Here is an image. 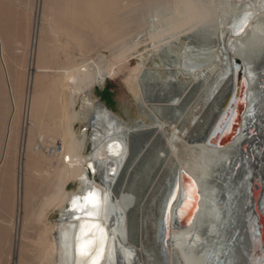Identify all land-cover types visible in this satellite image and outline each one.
<instances>
[{
    "label": "bare ground",
    "instance_id": "obj_1",
    "mask_svg": "<svg viewBox=\"0 0 264 264\" xmlns=\"http://www.w3.org/2000/svg\"><path fill=\"white\" fill-rule=\"evenodd\" d=\"M227 1L172 0L165 4L155 3L151 21L147 23L145 41H137L133 46H121L107 63L95 60L75 65L70 62L72 65L57 72L59 104L48 114L49 121L36 113L40 110L37 108L42 100H39L38 95L32 97L31 110L28 109L30 125L25 157L30 158L33 153L39 152L41 147L34 145V138L37 136V140H44L46 133L50 144L47 152L49 155L45 158L48 166L41 172L39 161L34 166L39 175L44 172L53 180V189L45 196L35 216L37 220L45 221L49 211L59 212V219L55 223H44L43 229L39 231L35 241L38 264H78L81 261L82 258L76 254V235L81 221L71 217V199L85 194L91 188H95L101 195L103 205L99 222L108 231L101 264H154L157 255L159 264H165L166 259L168 264H204L213 246L225 240V234L219 233L221 224L228 230L230 226L241 225V222L248 232V242L246 240L242 247L245 255L239 256L240 262L236 263L232 250L227 261L230 264L263 262L264 146L261 144L264 142V134L259 137L262 140L260 145L254 143V140L258 136L256 130L264 133V0H238L241 4L226 16L224 3ZM245 13H250L247 27L240 35H235L234 26ZM56 26L52 25V32L59 36L61 28ZM60 33L67 34L62 31ZM209 35L215 37L211 46L186 42L195 36L205 39ZM146 41L151 43L153 55H159L165 46L183 42L188 56L183 60L180 58L178 66L180 64L181 68L178 72H170V77L175 80L178 75L184 74L191 77L192 82L178 85L181 87L180 95L163 99L170 103L180 102L193 84L198 85L196 99L202 106L198 114L187 115L182 121L181 117L186 114L184 110L173 108L170 113L171 109L166 110L168 116H165L164 121L152 118L155 111L148 104L142 88L149 61L144 53L139 55L141 61L129 71L125 83L140 113L150 117L151 122L147 124L143 120H136L129 124L107 106L106 109L100 106L93 91L97 87H104L108 81L115 80L122 70L128 69L130 53L136 51L139 54V46ZM221 50H224L222 57L219 56ZM249 51L257 54L260 60L257 75L245 55ZM69 58L67 56L66 59ZM235 58L241 59L245 70L246 78L243 76V79L246 92L239 129L230 140L227 134L233 132V121L240 110L236 103L239 68ZM0 60L6 67L1 39ZM35 69L37 72L44 71L40 67ZM212 73L217 74L214 80L209 78ZM6 76L12 114L0 157V182L11 169L12 160L10 158L9 163L7 158L17 112L14 85ZM206 85L208 88L205 90ZM251 87H254L253 90ZM191 94L189 97L193 100L197 95ZM77 102L82 104L79 111L76 109ZM79 124L84 125L85 130L80 129L78 133L76 127ZM158 131H161L163 138L158 137ZM242 131L245 140L240 144L243 140L240 135ZM145 133L149 137L137 144L139 152L135 154L131 148L133 136ZM223 136H226L225 140L220 141ZM251 142L253 147L248 150ZM88 143L93 146L90 153L86 151L90 145ZM243 162L248 170L241 179L240 174L235 177L236 171L233 168ZM135 164L137 167L133 169ZM144 165L148 171L146 169L147 173L140 176L143 179L137 192L135 180L139 175H136L139 167ZM21 167L24 170L26 162L23 161ZM81 177L86 179L82 180ZM192 181L195 182L198 196L188 202L187 193ZM71 184L76 188L69 190ZM173 194L176 197L174 201L171 200ZM133 203L137 204L134 219L130 213ZM169 204L170 213L167 209ZM251 204L256 210V216L249 207ZM231 212H234L232 216ZM239 216L242 220L237 221ZM257 217L262 225V237L259 235Z\"/></svg>",
    "mask_w": 264,
    "mask_h": 264
},
{
    "label": "rangeland",
    "instance_id": "obj_2",
    "mask_svg": "<svg viewBox=\"0 0 264 264\" xmlns=\"http://www.w3.org/2000/svg\"><path fill=\"white\" fill-rule=\"evenodd\" d=\"M169 1L172 0H0V39L6 63V67H4L0 60V157L5 146L6 131L12 114L6 75L14 85L17 104L14 136L7 158L9 163L10 158L12 160L11 169L4 180L0 182V264H38L35 241L39 231L43 229L44 223L53 224L59 219V212L56 210L49 211L45 221H39L35 216L45 196L52 191L53 180L49 179L44 172L39 175L34 166L39 161L40 172L48 166L45 158L46 155H49L47 152L50 150V144L46 133L44 140H37V136L34 138V145L41 147L39 152L33 153L30 158L25 157L32 97L38 95L39 100H42V102L39 101L41 104L37 108L40 110L36 113L49 121L48 114L59 104L60 89L56 84L59 77L57 72L72 64L91 63L95 60L107 63L118 53L121 46H133L137 41H145L147 23L151 21L154 4L158 2L165 4ZM240 4L241 2L239 3L238 0H228L227 3H224V14L228 16L233 13L235 11L233 8ZM52 25H58L56 27L67 33L66 36L60 33L61 31L59 32L60 37L53 33ZM214 39L213 35H209L205 39L195 36L193 40H186V42L191 41L197 43L196 45L203 44L204 47V45L211 46ZM182 40L185 41L184 38ZM183 42L165 46L159 55H153L152 45L149 41L142 43L138 48L139 54H136V51L130 53L128 69L122 70L115 80L108 81L104 87H97L93 91L97 100L106 103L113 113L129 124L136 120H143L149 124L151 118L140 113V108L125 83L129 71L140 63L139 55L144 53L149 61L147 62L146 81L142 88L144 95H147L148 104H151L150 106L155 111L152 118L156 117L155 121H164L168 116L166 110L171 109L170 113L173 108H177L176 110L179 111L184 110L186 114L181 117L182 121L186 119L187 115L198 114L202 108L197 100L198 85L193 84L180 102L170 103L163 99L180 95V86L192 82L191 77L181 74L180 71L181 75H178L175 80L170 77V72H178L181 68L180 64L178 66L180 58L183 60L185 56H188L187 48ZM221 52L219 56L222 57L224 50ZM200 55L204 56L205 54ZM245 55L257 75L260 63L258 55L250 51ZM67 56L71 57L69 58L71 60H67ZM37 67L42 68L45 72H37L35 69ZM182 69L185 70L184 66ZM243 72L245 77V70ZM213 77L216 78L217 74L209 75L210 80H214ZM195 86L197 89L193 88ZM207 86L204 87L205 90L208 88ZM253 88L251 87V90ZM190 94L197 96L191 100ZM253 96L254 93L251 98ZM81 105V102H77L76 109L78 111L81 109ZM80 129L84 131V125L79 124L76 127L78 133ZM89 131L91 132V129ZM157 135L159 138H163L161 131H158ZM240 135L243 138L240 141L241 144L245 140L244 131ZM148 137L149 135L146 133L133 136L131 148L133 151L135 150V154L139 152L137 144L144 142ZM135 140L138 141L135 142ZM92 149L93 146L90 144L86 151L90 153ZM23 161L26 162L24 170L22 167L19 168ZM144 166L139 167L136 175H139L135 180L137 192L140 190L139 186L141 187L143 179H140V176L145 175L148 171L147 166ZM135 167L137 164L133 166V169ZM22 180L24 181L23 186H21ZM75 188L76 186L73 184L68 187L69 190ZM23 197L25 198L24 202L22 201ZM136 205L133 203L130 207L133 219L135 218Z\"/></svg>",
    "mask_w": 264,
    "mask_h": 264
},
{
    "label": "snow or ice",
    "instance_id": "obj_3",
    "mask_svg": "<svg viewBox=\"0 0 264 264\" xmlns=\"http://www.w3.org/2000/svg\"><path fill=\"white\" fill-rule=\"evenodd\" d=\"M250 13H245L239 18L238 24L234 26L235 35H240L244 29L247 27L249 22ZM248 75H251L249 73ZM251 114V113H249ZM111 149L112 146L109 145ZM117 155L119 153H116ZM92 168V165H89ZM93 171L95 169L93 168ZM114 173V169L111 170ZM81 179H86L81 177ZM190 191L187 193L188 202H191L198 196V192L195 187V182L192 181L190 184ZM179 189V184H177V190ZM176 199L175 194L171 196V200ZM103 205L100 193L95 189H89L83 195H76L71 199V217L72 219L81 221L79 225V233L76 235V254L81 257V261L78 264H101V261L105 254V249L108 240V231L99 222L100 213ZM187 206V203L185 204ZM168 212H171V205L167 206ZM189 223L191 221L189 220ZM75 227V225H72ZM65 239H67V234H65ZM115 239V237H113ZM131 254V253H129ZM209 258L205 260L204 264H213L212 257H215L214 264H230L229 261L221 262L215 250L209 252ZM253 264H256L253 261ZM264 264V262H262Z\"/></svg>",
    "mask_w": 264,
    "mask_h": 264
},
{
    "label": "water",
    "instance_id": "obj_4",
    "mask_svg": "<svg viewBox=\"0 0 264 264\" xmlns=\"http://www.w3.org/2000/svg\"><path fill=\"white\" fill-rule=\"evenodd\" d=\"M235 64L238 66V72H237V76H238V79H237V85H236V88H237V100L238 102H236L238 104V106H240V110L237 114V116L235 115L236 119L235 121H233V132H229L226 136L227 137H230V140L233 138L234 135L237 134L238 132V129H239V118H241V116L243 115L244 113V108H245V104H244V98H245V92H246V86H245V83H244V79H243V64H242V61L240 58H235ZM230 94V93H229ZM228 96L226 97V100H227ZM100 106L103 107L104 109H106V106L99 102ZM234 117V118H235ZM263 122V120H262ZM208 132V131H207ZM233 133V134H232ZM256 133L258 134V136H256V139L254 140V143L256 142V144L259 143V145L261 144V139L259 138L261 135H263L264 133H262V131L258 132L256 130ZM255 134V135H257ZM226 136H223L220 141L222 139L225 140ZM253 142V141H252ZM250 143L249 144V147H248V150H251V147H253V143ZM228 142L224 143V144H221V146L227 144ZM220 145V144H218ZM262 146H264V142H262L261 144ZM253 162H254V159H253ZM245 163L243 162L241 165L239 166H234V171L235 172V177L240 174V177L241 179L243 178V176L246 174L247 170L248 169H245V167L243 166ZM235 180V179H233ZM224 193L222 194V197H224ZM144 195L141 194V197L143 198ZM249 207L252 208V213L254 216H256L255 212L256 210L254 209V206L251 204ZM233 207H231V211H233ZM228 212V210H227ZM234 214V212H231V216ZM239 215H240V212H239ZM241 216H239L237 218V221H240L242 219H240ZM257 226H258V231H259V235H261L262 237V225L260 223V219L259 217H257ZM219 233H224L225 234V240H223L222 242L218 241V244L214 245L213 248L211 249V251L215 250L218 257H219V260L221 262H224V261H227L228 259V254L230 253V251H234V254H235V257H236V263H238V261L240 260L239 256H241L242 254H244L243 250H242V247L246 244V240L248 242V232L246 231V227H244V224H242L241 222V225L239 224L237 227H231L226 230V228L224 227V225L221 224V226L219 227ZM203 234L205 235V232H203ZM156 249V247H155ZM262 250H263V254H264V245H262ZM157 251V249H156ZM245 255V254H244ZM242 255V256H244ZM215 257H212V260L214 259ZM216 259V258H215ZM159 258H158V255L156 256V259L154 260V264H159ZM119 261V260H118ZM264 262V258L262 260ZM168 260L166 259L165 260V264H168ZM214 262V261H213ZM240 262V261H239ZM262 264V262H261Z\"/></svg>",
    "mask_w": 264,
    "mask_h": 264
},
{
    "label": "crops",
    "instance_id": "obj_5",
    "mask_svg": "<svg viewBox=\"0 0 264 264\" xmlns=\"http://www.w3.org/2000/svg\"><path fill=\"white\" fill-rule=\"evenodd\" d=\"M103 104H104L105 106H107L106 103H103ZM107 107H108V106H107ZM108 108H109V107H108Z\"/></svg>",
    "mask_w": 264,
    "mask_h": 264
}]
</instances>
